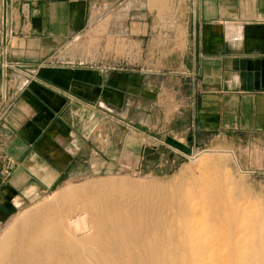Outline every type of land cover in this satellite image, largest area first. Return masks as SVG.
Instances as JSON below:
<instances>
[{"label":"crops","instance_id":"0c3cea01","mask_svg":"<svg viewBox=\"0 0 264 264\" xmlns=\"http://www.w3.org/2000/svg\"><path fill=\"white\" fill-rule=\"evenodd\" d=\"M3 51L0 231L120 163V113L148 106L179 142L264 150V0H0Z\"/></svg>","mask_w":264,"mask_h":264},{"label":"bare ground","instance_id":"6f19581e","mask_svg":"<svg viewBox=\"0 0 264 264\" xmlns=\"http://www.w3.org/2000/svg\"><path fill=\"white\" fill-rule=\"evenodd\" d=\"M200 164L199 218L188 195L154 183L67 185L16 216L0 264H264V209L233 199L220 159Z\"/></svg>","mask_w":264,"mask_h":264},{"label":"rangeland","instance_id":"374dc122","mask_svg":"<svg viewBox=\"0 0 264 264\" xmlns=\"http://www.w3.org/2000/svg\"><path fill=\"white\" fill-rule=\"evenodd\" d=\"M149 109L150 107L146 106L139 113H120V163L109 162L106 168H94L86 175L79 176L70 183L59 187L56 191L31 198L30 202L18 209L12 219L2 227L0 235L11 226L20 212L32 209L33 206L64 186H78L106 178L123 179L132 183H154L173 188V192L178 196L185 194L191 198L190 204L194 206L192 208L195 209V215L199 218L203 212L200 210L201 206L196 205L194 198L201 190L197 180L203 176L201 174L204 172V167L200 164L203 157L221 160L220 176L222 180L219 182L224 185L230 183L228 186L233 189L236 198L233 199L238 204H244L251 208L261 206L264 209L263 147H232L220 140L212 145L198 143L193 145L187 141L185 135L179 142L180 130H174V134L165 131L163 121L156 128L157 115H151ZM168 136L174 137L182 145L188 146L189 151L180 150L174 144L167 142ZM140 147H143L142 156H140ZM225 177L228 178V183L225 181Z\"/></svg>","mask_w":264,"mask_h":264},{"label":"built area","instance_id":"2783aa9c","mask_svg":"<svg viewBox=\"0 0 264 264\" xmlns=\"http://www.w3.org/2000/svg\"><path fill=\"white\" fill-rule=\"evenodd\" d=\"M3 56L0 58V66L1 67H10V64L3 58L4 55H5V51H3ZM28 80L26 81V84H27Z\"/></svg>","mask_w":264,"mask_h":264},{"label":"water","instance_id":"95a60500","mask_svg":"<svg viewBox=\"0 0 264 264\" xmlns=\"http://www.w3.org/2000/svg\"><path fill=\"white\" fill-rule=\"evenodd\" d=\"M174 145L177 147V148H179L180 150H183V151H185V152H188L189 151V147L188 146H185V145H182L181 143H179V142H174Z\"/></svg>","mask_w":264,"mask_h":264},{"label":"trees","instance_id":"16d2710c","mask_svg":"<svg viewBox=\"0 0 264 264\" xmlns=\"http://www.w3.org/2000/svg\"><path fill=\"white\" fill-rule=\"evenodd\" d=\"M170 142H171L170 144H174V142H175V141H173V140H170Z\"/></svg>","mask_w":264,"mask_h":264}]
</instances>
